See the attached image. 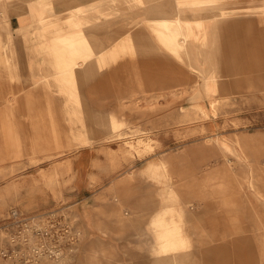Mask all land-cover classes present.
<instances>
[{
	"label": "rangeland",
	"instance_id": "374dc122",
	"mask_svg": "<svg viewBox=\"0 0 264 264\" xmlns=\"http://www.w3.org/2000/svg\"><path fill=\"white\" fill-rule=\"evenodd\" d=\"M174 1L100 0L87 24L108 22L95 40L84 9L53 12L24 32L13 30L11 10L25 0H0V227L12 208L34 215L64 205L83 233L73 264H264V0H209L200 15L186 12L185 21L211 26L184 30V61L147 21L173 17ZM111 26L123 39L146 35L115 55L79 59L82 76L61 83L90 42L110 32L114 47ZM40 56L22 75L24 60ZM203 71L216 73L215 92L203 88ZM112 117L123 126L111 131ZM139 140L149 154L132 150ZM85 186L102 192L79 202Z\"/></svg>",
	"mask_w": 264,
	"mask_h": 264
},
{
	"label": "bare ground",
	"instance_id": "6f19581e",
	"mask_svg": "<svg viewBox=\"0 0 264 264\" xmlns=\"http://www.w3.org/2000/svg\"><path fill=\"white\" fill-rule=\"evenodd\" d=\"M83 1V0H82ZM93 1V0H92ZM92 1L90 2V4L92 3ZM111 1V0H110ZM86 2V1H85ZM88 2V1H87ZM103 2V1H102ZM115 2V3H126V4H131V2H133V0H112V3ZM135 2H138V0H135ZM95 3V2H94ZM139 3V2H138ZM209 0H175L174 2H172V6H173V13H174V16L171 17V18H159V19H153V18H148V23H149V28L150 29H153L155 30V26H157V31H158V34L161 38V41L165 44V46L167 47V49L172 53L174 54L175 56H177V58L179 57L180 59H182L183 61L187 58L188 60H190V44L189 42V36L187 35V31H188V34L190 35L191 34V30L194 29V27H198V24L200 26V28H203L204 30L205 29H208V27L211 26V23L209 22H205L204 19H201V20H195V19H191V20H187L185 21V14L186 12H189L190 14H192L193 16H196V15H200L201 13V10L207 5L209 4ZM78 5V2L75 3ZM76 5V6H77ZM86 6V5H85ZM95 6V5H94ZM99 6V5H98ZM82 7V6H81ZM63 8V7H62ZM65 8V7H64ZM88 8V7H87ZM77 13V12H76ZM87 13V12H86ZM221 13V12H220ZM78 14H83V11H80L78 12ZM84 15V14H83ZM98 15V14H97ZM187 15V14H186ZM85 16V15H84ZM253 16V15H252ZM83 17V16H82ZM207 18V16H206ZM174 20V21H171L169 22V20ZM222 19V18H220ZM153 20H159V22H154ZM212 21V20H211ZM83 22L85 24H87L88 22V19L85 18V20H83ZM99 23V22H98ZM102 23H99V25L97 27L100 28V30L103 29L104 25H101ZM170 24V25H169ZM88 25V24H87ZM148 28V27H147ZM114 28H112L111 26V31H113ZM186 32H185V31ZM130 31V30H129ZM115 32V33H114ZM112 34L113 37L117 40L114 45L113 48L111 49H108V47L106 45H103V43L101 45L98 44V47H95L94 43H91L90 42V45L86 46L87 49V54L89 53L90 56H87L85 57L84 55H81L83 56L84 58H74L72 59L71 57L72 56H69L71 59H72V62H69V63H66L65 66H64V69H62V77H61V83H65V84H69L71 82V79L74 77V78H77L78 77H81L82 74H83V64L81 62H79L78 60L79 59H82L84 60L85 62H88L90 57L91 56H96V55H100V56H104V57H107L109 55H115L119 50H122L124 49V47H126V45H129V47L133 46V44L131 42H134L133 40L135 39H144V36L146 34H144V36L141 34H136V32H132V33H126L128 34L127 37L125 39H123L122 37L124 36V31L121 29H116V31H113ZM95 39V38H94ZM97 40V39H95ZM11 41V40H10ZM155 45V44H154ZM75 54H77L76 57L79 56V53L81 52V48L83 46H80L78 44H75ZM67 53V52H66ZM68 54V53H67ZM82 54V53H81ZM86 54V52H85ZM98 57V56H97ZM70 58H67V60H69ZM178 58V59H179ZM107 60V58H106ZM83 61V62H84ZM109 61V59H108ZM185 63V62H184ZM186 67V66H185ZM193 67V66H191ZM117 70V69H116ZM201 76H202V79H203V88L206 90L207 93H212V92H215V80L217 79V75L216 73H209V72H205L203 71L201 73ZM178 86V85H177ZM94 88V87H93ZM101 88V87H100ZM164 88V87H163ZM195 89H198V86L195 87ZM91 90V89H90ZM96 90V89H94ZM17 92V91H16ZM15 92V93H16ZM25 93V92H24ZM23 94V93H22ZM21 95V94H20ZM203 95V94H202ZM203 97V96H202ZM24 98V96H23ZM97 98V97H96ZM2 99V98H1ZM4 99V98H3ZM7 99V98H6ZM16 99V98H15ZM22 99V98H21ZM17 100V99H16ZM5 101V100H4ZM22 101V100H21ZM93 101V100H92ZM13 102V101H11ZM10 102V103H11ZM5 103V102H4ZM12 104V103H11ZM18 105V104H17ZM6 107V106H5ZM2 108V107H0ZM15 108V107H14ZM110 123V130L111 131H114L118 128H121L123 126V124L119 123L114 117H112L109 121ZM91 130V129H90ZM4 134V133H3ZM0 135H2V133H0ZM91 136V134H90ZM144 138V136H143ZM129 140V139H127ZM26 144V143H24ZM23 145V144H22ZM19 146V145H18ZM25 146V145H24ZM128 148V147H127ZM131 148L132 150H136V152L140 155V156H145L147 154H149L151 151H152V145L148 142H145L144 140H139L137 142L136 145H131ZM251 148V147H249ZM26 150V149H25ZM245 150V149H244ZM47 151V150H46ZM264 151V150H263ZM34 155V153H33ZM39 155V154H38ZM34 158V157H33ZM35 159V158H34ZM33 159V160H34ZM35 163V162H34ZM164 165V163H163ZM149 169L148 170H152L153 167H156V164L155 163H151L150 166H148ZM158 168V166H157ZM160 168H161V164H160ZM154 169V168H153ZM162 171V170H161ZM216 171V170H215ZM227 172V170H225ZM229 171V170H228ZM218 172V171H217ZM163 173V171H162ZM221 173V171H220ZM224 174V173H223ZM230 173H228L229 175ZM217 175V174H216ZM222 175V174H221ZM226 174H224L225 176ZM232 175V174H231ZM230 175V177H231ZM161 176V175H160ZM224 176H222L224 178ZM217 177V176H216ZM229 177V176H228ZM233 177V176H232ZM206 179V177H203ZM209 178V177H208ZM223 178L221 179V176H220V179L223 181V184L225 183ZM227 178V177H225ZM224 178V179H225ZM172 179V178H171ZM213 178H211L212 180ZM228 179V178H227ZM232 179V178H231ZM194 180V179H193ZM192 180V181H193ZM201 180V179H200ZM207 180V179H206ZM210 180V181H211ZM214 180V179H213ZM212 180V181H213ZM216 180V179H215ZM190 181V183L192 182ZM195 181V180H194ZM197 181V180H196ZM209 181V180H208ZM207 181V182H208ZM228 181V180H227ZM164 182V181H163ZM162 182V183H163ZM202 182V181H201ZM189 183V182H188ZM189 183V184H190ZM193 183V182H192ZM217 183V182H216ZM228 183V182H226ZM231 183V181H230ZM165 184V183H164ZM168 184V183H167ZM188 184V185H189ZM222 184V183H221ZM220 184V185H221ZM187 185V183H186ZM202 186V185H201ZM218 186V184H217ZM227 186V185H226ZM189 187V186H188ZM191 187V185H190ZM197 187V186H196ZM225 188V186H223ZM180 188V187H179ZM182 188V187H181ZM186 187L184 186V189L182 190H187V192L190 190L187 188L185 189ZM37 189V188H36ZM170 189V188H169ZM192 190V188H190ZM196 189V188H195ZM181 190V191H182ZM194 190V189H193ZM178 191V190H177ZM176 191V192H177ZM195 191V190H194ZM183 192V191H182ZM186 192V191H185ZM186 192V193H187ZM188 192V193H189ZM192 192V191H191ZM190 192V193H191ZM38 193V192H37ZM179 193V192H178ZM181 193V192H180ZM184 193V192H183ZM194 193V192H192ZM57 194V193H56ZM55 194V196H57ZM174 194V193H173ZM196 194V192H195ZM200 194V193H199ZM182 195V194H180ZM188 195V194H187ZM197 195V194H196ZM195 195V196H196ZM176 196V195H175ZM185 197V193L183 195ZM193 196V195H192ZM187 197V196H186ZM178 198V197H177ZM183 198V197H182ZM194 198V197H193ZM197 199V197H195ZM194 198V199H195ZM185 199V198H184ZM183 199V200H184ZM186 200V199H185ZM188 200H190V198H188ZM187 200V201H188ZM191 201H194V200H191ZM188 203V202H187ZM190 205V204H189ZM121 206V205H120ZM114 207V206H113ZM191 207V206H189ZM193 207V206H192ZM119 208V206L117 207ZM122 210V209H121ZM115 211V210H113ZM121 213V212H120ZM120 218V217H119ZM126 224V223H125ZM164 248V253H169V250H168V244H165L163 246ZM168 257L166 256V260L163 261L165 263L168 262Z\"/></svg>",
	"mask_w": 264,
	"mask_h": 264
},
{
	"label": "built area",
	"instance_id": "2783aa9c",
	"mask_svg": "<svg viewBox=\"0 0 264 264\" xmlns=\"http://www.w3.org/2000/svg\"><path fill=\"white\" fill-rule=\"evenodd\" d=\"M70 209L62 205L34 215L10 209L0 227L1 258L7 264H73L83 233Z\"/></svg>",
	"mask_w": 264,
	"mask_h": 264
},
{
	"label": "crops",
	"instance_id": "0c3cea01",
	"mask_svg": "<svg viewBox=\"0 0 264 264\" xmlns=\"http://www.w3.org/2000/svg\"><path fill=\"white\" fill-rule=\"evenodd\" d=\"M43 1L44 0H25V2L23 4L17 6L13 10H11L12 11L11 14L13 15L12 22H11V24L13 26V30H15V31L23 30L24 32H26L27 30H31V26L37 27L40 20L47 19V16H49V14H51L53 12L55 13L56 16H58V14H60L59 12L61 10H62V12L66 11V10L75 12V10H77V9H84L83 12L84 13L87 12L85 18L88 19V21H89L90 17L88 14L91 13V16H96L97 14L95 13V9L101 8L100 0H93V1L92 0H83V1L82 0H62L59 2L57 0H47L49 5L47 6L46 13L43 16L42 11L44 8H46V7H44V8L42 7ZM91 1H92V3L90 4ZM102 1L107 3L109 0H102ZM77 2H78V5L75 4ZM50 6H52V8H50ZM98 11H100V10H98ZM107 11L108 10L106 7V13H107ZM41 17H42V19H41ZM97 17H99V15H97ZM98 22L105 25V24H107L108 20L106 18H104L102 20H95V21L92 20V22H91L92 24H90V26L87 25V27L85 29V34L87 35L88 39L89 38H95V39L99 40L100 37H98V35H96L95 33L92 32L95 28H97V29L99 28V27H97L99 25ZM55 25L53 26V28H55V29H52V32H54V33L58 32V25L56 23H55ZM60 26H62V25L60 24ZM63 27H65V26H63ZM66 27H68V26H66ZM33 30H34V28H32L31 31H33ZM55 30H56V32H55ZM54 39L56 41L55 46H57L58 45V39H57L56 34L53 37V41H54ZM103 39H104V42L106 43V45L108 46V44L110 42V32H107L106 34H104ZM106 40H108V42H106ZM105 43H103V45H105ZM34 60H32L30 57H28L24 60V63H23V66H24L23 69L24 70H21L22 75L23 74L27 75L28 73L33 72L34 71L33 68H36V66H37L36 63H38L39 60L43 61V58H42V56H40V59H36L35 61ZM32 63H33V65H32ZM26 64H28V66ZM32 66H33V68H32ZM35 71H36V69H35ZM33 77H37V75L35 74ZM91 152H93V151L90 150V153ZM142 186H144V185H142ZM101 192L102 191H94L91 188V186H85L83 194L84 195L87 194L88 197L87 198L85 197L84 199L80 198L79 202H82L84 200L95 199L97 194L101 193ZM84 195H81V196L83 197Z\"/></svg>",
	"mask_w": 264,
	"mask_h": 264
}]
</instances>
